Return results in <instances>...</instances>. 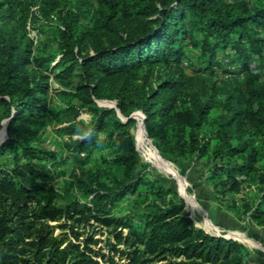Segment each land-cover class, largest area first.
<instances>
[{
	"label": "trees",
	"instance_id": "trees-1",
	"mask_svg": "<svg viewBox=\"0 0 264 264\" xmlns=\"http://www.w3.org/2000/svg\"><path fill=\"white\" fill-rule=\"evenodd\" d=\"M96 1L84 24L64 19L63 30L54 28L57 53L32 56L16 27L9 31L19 1L0 0V128L8 118L0 144V264H255L242 243L195 226L176 190L149 173L135 150L130 114L142 113L158 152L211 161L206 179L217 198L254 187L252 200L227 208L264 228V0H140L134 10ZM187 45L200 50L199 65L190 61L192 76L183 66ZM227 49L225 63L217 55ZM253 63L258 69L242 80L208 85L200 77L215 68L239 74ZM52 73L77 77L71 90H54L64 103L58 109L47 105ZM82 110L88 122L79 118ZM48 117L56 135L72 138L65 153L33 137L31 125ZM97 149L106 153L85 178L73 174L58 192L41 161L83 168ZM74 186L87 203L72 194ZM128 195L134 198L126 213L113 214ZM95 226L108 234V253L95 249Z\"/></svg>",
	"mask_w": 264,
	"mask_h": 264
},
{
	"label": "rangeland",
	"instance_id": "rangeland-1",
	"mask_svg": "<svg viewBox=\"0 0 264 264\" xmlns=\"http://www.w3.org/2000/svg\"><path fill=\"white\" fill-rule=\"evenodd\" d=\"M18 1L20 4H16L14 7V20L9 27V31L12 33L13 28L16 27V36L21 39L24 44L30 46L32 56L43 52L49 54L57 53L59 39L53 31L54 28L63 30L64 19L66 21L76 19L78 24H84L98 7L96 0ZM118 1L120 10L125 8L128 10H134L137 7V3L140 2V0ZM183 50L186 52L187 57L183 61V66L185 67L186 73L189 76H192L194 72L190 66V61L199 65L197 56L200 50L198 48H193L192 45L185 46ZM229 52L230 51L227 49L224 51V55L220 52L217 56L218 58H222L225 63H228L232 56V53ZM59 58L60 55L56 54L55 62L58 61ZM227 67L233 71H238L239 69L233 68L232 64H228ZM257 67V64L253 63L248 71L240 72L239 74L237 72L223 73L219 68H215L213 75H209L207 72V74H201L202 76L200 77H203L205 83L208 85L213 81L218 85H222L226 82L232 81L234 78L239 80L244 79L248 73H254L256 69H258ZM261 70H264L263 66ZM160 72V69H157V71L154 72L155 77H158ZM53 76L54 74L52 73L49 77L50 92L47 97V105L51 109H58L64 107V103L56 95L54 90H71L77 81V77L73 76L67 80H57ZM194 79L192 87L198 89L200 85L196 81V78ZM95 102L100 107H110L113 106L114 103L116 104L115 101L107 99H97ZM72 103H77V101L73 100ZM137 112L141 115L142 123V113L138 110H134L130 115L135 117L136 123L131 131L137 156L143 164L148 166L147 170L149 173L152 176L161 179L165 185L176 190L178 195L184 200L185 210L193 219L195 226L204 229L210 234L224 236L227 239H233L240 243H245L244 246L250 252L248 259L255 264H264V228L250 220L246 214H242L240 210L239 212H233L227 208L232 202L239 203L241 198H249L252 200L253 195L255 194L254 187H246L239 193H230L223 198L220 196L217 198L206 179L212 167L211 161H208L207 159L196 160L193 157L180 160L170 154H162L158 152L153 145L152 140L147 137L144 127V132L140 129V123L138 122V117L136 115ZM218 113V110L213 111L212 117L218 115ZM79 118L84 122H88L90 115L86 110H82ZM5 123L4 120L0 128V141L3 138H6ZM43 123V125H41L40 122L31 125L32 128L36 130L33 137L42 141L43 145L49 150L55 152L63 150V153H65V146L70 144L72 138H69L66 135H56L54 130L56 128V123L52 118H46ZM213 127V125L210 126V128ZM73 138L75 139L79 137L74 136ZM102 153L105 154L106 150H94L90 161L83 168L75 165L71 160L66 161L65 163L57 162L53 167H50V162H41L46 163L47 167L52 171V185L58 189V192H62L68 187L69 182L73 178V174L81 176V178L84 179L86 174L85 171L92 169L94 163L99 160ZM3 158L4 157H1V159ZM72 194L80 203H87L90 199V197L86 196L75 186L72 189ZM133 198L134 195L126 196L120 201L118 206L112 210V213L115 215L125 214ZM62 221L63 220L54 222L49 221L48 223L56 225ZM69 223L72 222L69 221ZM78 227L79 231L84 230L82 225H79ZM54 230L55 233L61 231L59 227H55ZM94 230L95 237L101 239V242L97 244L95 249L101 247L102 252L108 253L107 249L104 248V241L108 236L107 232L103 228L97 226H95ZM114 260L119 261V257L114 256ZM100 264L106 263L100 261Z\"/></svg>",
	"mask_w": 264,
	"mask_h": 264
},
{
	"label": "water",
	"instance_id": "water-1",
	"mask_svg": "<svg viewBox=\"0 0 264 264\" xmlns=\"http://www.w3.org/2000/svg\"><path fill=\"white\" fill-rule=\"evenodd\" d=\"M110 107H116V104L114 103L113 106H110ZM118 113V116L121 118L122 117V120L125 121L126 118H124L123 116L120 115V113L117 111ZM132 118H135L133 115H130ZM143 119H144V116H142V125H143ZM8 118L5 119V122H7ZM144 127V125H143ZM5 129H6V123H5ZM5 135H6V130H5ZM6 137V136H5ZM5 140V138H3L1 141H0V144ZM204 230V229H203ZM207 232V231H206ZM224 237V236H223ZM226 238V237H224Z\"/></svg>",
	"mask_w": 264,
	"mask_h": 264
},
{
	"label": "crops",
	"instance_id": "crops-1",
	"mask_svg": "<svg viewBox=\"0 0 264 264\" xmlns=\"http://www.w3.org/2000/svg\"><path fill=\"white\" fill-rule=\"evenodd\" d=\"M209 215V214H208ZM212 220V219H211ZM247 237V236H246ZM248 238V237H247ZM250 239V238H249ZM252 240V239H251ZM252 241H254V240H252ZM255 242V241H254ZM242 243V242H241ZM243 245L245 244V243H242Z\"/></svg>",
	"mask_w": 264,
	"mask_h": 264
}]
</instances>
